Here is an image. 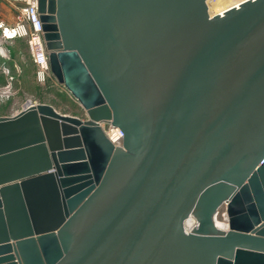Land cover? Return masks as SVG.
I'll return each instance as SVG.
<instances>
[{
	"label": "water",
	"instance_id": "95a60500",
	"mask_svg": "<svg viewBox=\"0 0 264 264\" xmlns=\"http://www.w3.org/2000/svg\"><path fill=\"white\" fill-rule=\"evenodd\" d=\"M208 1L37 0L88 117L0 116V264H264V0Z\"/></svg>",
	"mask_w": 264,
	"mask_h": 264
},
{
	"label": "rangeland",
	"instance_id": "374dc122",
	"mask_svg": "<svg viewBox=\"0 0 264 264\" xmlns=\"http://www.w3.org/2000/svg\"><path fill=\"white\" fill-rule=\"evenodd\" d=\"M231 2L235 0H230ZM9 4L15 9L16 17L14 26L17 22L19 8L26 2L24 0H8ZM209 6L214 13L213 0H209ZM23 38V37H15ZM14 39V38H9ZM27 40V38H24ZM9 40L2 39L3 47H9ZM28 43V41H27ZM29 45V44H28ZM10 48V47H9ZM23 55H21L22 66L21 71H10L5 74H0V116H11L21 111L29 102L33 104H49L62 114H68L87 119L88 115L78 100L60 84L51 70L45 80H40L38 76V68L36 71L30 69L29 58L24 42L19 44ZM30 49V47H29ZM6 70V69H5ZM15 73V74H14ZM6 87L9 91L6 92ZM225 205L221 207L217 220L225 222L224 212Z\"/></svg>",
	"mask_w": 264,
	"mask_h": 264
},
{
	"label": "built area",
	"instance_id": "2783aa9c",
	"mask_svg": "<svg viewBox=\"0 0 264 264\" xmlns=\"http://www.w3.org/2000/svg\"><path fill=\"white\" fill-rule=\"evenodd\" d=\"M24 1L26 3L19 8L17 22L14 26L9 27L0 23V54H6L3 47V42L1 41L2 39H9L15 37L27 38L33 60L38 67L37 73L39 79L45 80L50 71L49 53L46 48V43L44 39L43 21L41 20L40 12L38 9V2L37 0ZM6 89V92L10 90L9 87H6ZM104 128L108 137L114 144L122 145L124 135L119 127L109 123L106 124ZM114 129L118 133H116ZM224 217L225 222L228 223L227 208L225 209ZM194 225L195 220L193 226ZM185 226L188 231L191 230L193 227L192 225Z\"/></svg>",
	"mask_w": 264,
	"mask_h": 264
},
{
	"label": "crops",
	"instance_id": "0c3cea01",
	"mask_svg": "<svg viewBox=\"0 0 264 264\" xmlns=\"http://www.w3.org/2000/svg\"><path fill=\"white\" fill-rule=\"evenodd\" d=\"M12 6L9 4L8 0H0V23L1 24L13 25L15 23L16 11ZM9 42H10L9 43L10 48L4 47L6 54H0V74L3 75L8 71H9L8 73H10V71H15V72L21 71L19 69L22 66V63H21L22 56L21 55H23V53L21 49L19 48V44L22 42H24L26 51L28 53L27 57L29 58V67L30 69H33L34 71H36L38 67L33 60L27 40L24 38H14V39H10Z\"/></svg>",
	"mask_w": 264,
	"mask_h": 264
},
{
	"label": "bare ground",
	"instance_id": "6f19581e",
	"mask_svg": "<svg viewBox=\"0 0 264 264\" xmlns=\"http://www.w3.org/2000/svg\"><path fill=\"white\" fill-rule=\"evenodd\" d=\"M244 1H247V0H235L233 2H231L230 0H213V3H214L213 4V6H214V13L223 14L227 9L232 8V7H238ZM208 4H210V2ZM209 10H210L211 14H214L211 11L210 6H209ZM34 105L35 104H32V103L29 102L23 109H30V108L34 107ZM30 116L31 115L29 114V117ZM105 125H106L105 123H102V126L103 127ZM115 132L118 133L116 130H115ZM216 222H217L218 226L221 227V228H223V229H228L229 228V223L220 222L218 220H216ZM193 224H194V219L193 218H189L188 221L186 222V225L187 226L188 225H192L193 226Z\"/></svg>",
	"mask_w": 264,
	"mask_h": 264
}]
</instances>
